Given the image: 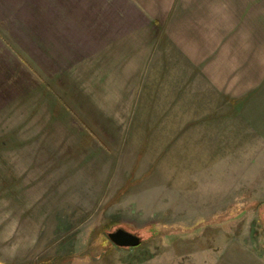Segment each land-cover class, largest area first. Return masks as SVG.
<instances>
[{"label":"rangeland","instance_id":"374dc122","mask_svg":"<svg viewBox=\"0 0 264 264\" xmlns=\"http://www.w3.org/2000/svg\"><path fill=\"white\" fill-rule=\"evenodd\" d=\"M54 5L0 0V264H264L260 96H86Z\"/></svg>","mask_w":264,"mask_h":264},{"label":"crops","instance_id":"0c3cea01","mask_svg":"<svg viewBox=\"0 0 264 264\" xmlns=\"http://www.w3.org/2000/svg\"><path fill=\"white\" fill-rule=\"evenodd\" d=\"M54 15L101 48L85 55L86 79L101 80L86 96L118 86L169 111L181 86L196 102L207 92L264 102V0H55Z\"/></svg>","mask_w":264,"mask_h":264},{"label":"water","instance_id":"95a60500","mask_svg":"<svg viewBox=\"0 0 264 264\" xmlns=\"http://www.w3.org/2000/svg\"><path fill=\"white\" fill-rule=\"evenodd\" d=\"M108 237L116 246L122 248H136L142 244L141 237L124 229L109 233Z\"/></svg>","mask_w":264,"mask_h":264}]
</instances>
